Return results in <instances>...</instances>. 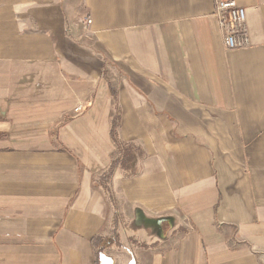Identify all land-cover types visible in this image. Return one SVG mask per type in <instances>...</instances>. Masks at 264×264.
<instances>
[{"label": "crops", "instance_id": "crops-1", "mask_svg": "<svg viewBox=\"0 0 264 264\" xmlns=\"http://www.w3.org/2000/svg\"><path fill=\"white\" fill-rule=\"evenodd\" d=\"M235 1L230 50L215 0H0V264H264V0Z\"/></svg>", "mask_w": 264, "mask_h": 264}, {"label": "built area", "instance_id": "built-area-1", "mask_svg": "<svg viewBox=\"0 0 264 264\" xmlns=\"http://www.w3.org/2000/svg\"><path fill=\"white\" fill-rule=\"evenodd\" d=\"M213 15L227 49H238L249 44L245 7L234 0H215ZM90 22V18L84 19V23L90 24ZM78 109L77 107L75 110Z\"/></svg>", "mask_w": 264, "mask_h": 264}, {"label": "trees", "instance_id": "trees-1", "mask_svg": "<svg viewBox=\"0 0 264 264\" xmlns=\"http://www.w3.org/2000/svg\"><path fill=\"white\" fill-rule=\"evenodd\" d=\"M117 122H118L117 117L112 118L111 136H112V139L114 140L115 143H118V140L116 137L117 136L116 129L118 127ZM121 143H122V146H124L122 158L120 160L119 159L113 160L111 162L109 168H108V171L106 173H104V175L101 178L102 188L104 189V191H106V193L108 194L109 197H110V195H109L110 190H109V186H108L109 178L112 175L113 170L118 165H122L126 171L130 172L129 174L134 173V171H133L134 169L130 170V168H129V164H130L129 159L131 157H133L132 152H131V148L133 147V145L130 143H124V142H121ZM114 225H115V227H114V232H115V231H117V229H116L117 221L115 220V218H114ZM97 241H98V243H99V241H101L99 236L94 238V242H97Z\"/></svg>", "mask_w": 264, "mask_h": 264}, {"label": "rangeland", "instance_id": "rangeland-1", "mask_svg": "<svg viewBox=\"0 0 264 264\" xmlns=\"http://www.w3.org/2000/svg\"><path fill=\"white\" fill-rule=\"evenodd\" d=\"M235 1V0H234ZM236 2V1H235ZM214 6H215V4H214ZM246 9V8H245ZM213 14V13H212ZM247 14V13H246ZM86 18H90V16H86ZM86 18H84V19H86ZM90 20H91V18H90ZM92 21V20H91ZM91 23V22H90ZM246 25H247V23H246ZM247 30H248V26H247ZM248 34H249V30H248ZM250 45V34H249V44L247 45V46H249ZM247 46H245V47H247ZM245 47H242V48H245ZM238 49H240V48H238ZM231 50V49H230ZM79 108L78 110H75L76 108ZM83 107H84V105H83V103H78V105H76L74 108H73V111L74 112H79V110L81 111L82 109H83ZM117 124H118V122H117ZM112 137V136H111ZM124 147V146H123Z\"/></svg>", "mask_w": 264, "mask_h": 264}]
</instances>
